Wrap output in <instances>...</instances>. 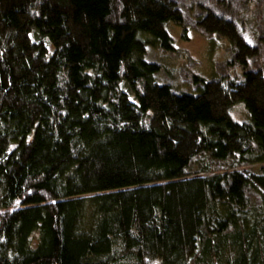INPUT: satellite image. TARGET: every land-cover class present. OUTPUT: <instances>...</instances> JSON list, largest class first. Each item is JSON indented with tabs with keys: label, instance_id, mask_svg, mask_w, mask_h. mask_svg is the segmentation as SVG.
Here are the masks:
<instances>
[{
	"label": "trees",
	"instance_id": "trees-1",
	"mask_svg": "<svg viewBox=\"0 0 264 264\" xmlns=\"http://www.w3.org/2000/svg\"><path fill=\"white\" fill-rule=\"evenodd\" d=\"M203 8L242 79L188 92L147 59L179 0H0V264H264L260 50Z\"/></svg>",
	"mask_w": 264,
	"mask_h": 264
},
{
	"label": "rangeland",
	"instance_id": "rangeland-1",
	"mask_svg": "<svg viewBox=\"0 0 264 264\" xmlns=\"http://www.w3.org/2000/svg\"><path fill=\"white\" fill-rule=\"evenodd\" d=\"M187 19L188 28L169 24L168 30L175 44L174 51H163L157 45H151L147 59L157 62L161 70L156 75L160 83H167L175 91L195 92L198 88L192 82L193 77L206 80L219 78L224 82L241 80L242 70L233 63L232 45L222 36H208L195 22L209 7L233 19L247 42L260 50L256 67L264 69V0H179ZM234 120L240 123L249 121L242 105L231 110ZM264 163L246 165L244 168L259 172ZM194 164L190 171H197ZM156 264V263H155Z\"/></svg>",
	"mask_w": 264,
	"mask_h": 264
}]
</instances>
